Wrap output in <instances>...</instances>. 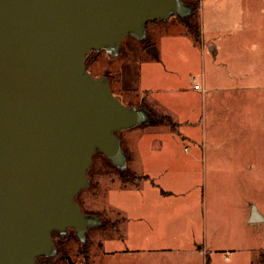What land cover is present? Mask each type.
<instances>
[{
  "label": "rangeland",
  "instance_id": "374dc122",
  "mask_svg": "<svg viewBox=\"0 0 264 264\" xmlns=\"http://www.w3.org/2000/svg\"><path fill=\"white\" fill-rule=\"evenodd\" d=\"M185 1L196 6L189 25L175 15L148 24L158 57L132 36L123 39L117 56L105 51L88 55L92 73H111L113 91L125 103H142V89L141 94L126 89L147 79L155 89L147 95L177 121L174 127L157 122L118 132L136 169L146 174L136 173L133 182L121 179L115 165L95 153L88 170L91 183L76 200L105 225L90 227L86 243L72 228L65 236L53 232L58 252L37 264H208L207 258L209 264H264V222L249 224L244 216L248 201L264 213V174L256 168L244 179L202 174L196 159L201 106L194 86H237L246 110L234 121L264 123V0ZM128 44L153 64L135 59L139 55ZM215 44L219 52L214 55L210 48ZM118 69L127 72L126 84L119 83ZM228 158L217 156L220 171Z\"/></svg>",
  "mask_w": 264,
  "mask_h": 264
},
{
  "label": "water",
  "instance_id": "95a60500",
  "mask_svg": "<svg viewBox=\"0 0 264 264\" xmlns=\"http://www.w3.org/2000/svg\"><path fill=\"white\" fill-rule=\"evenodd\" d=\"M185 0H0V264H36L57 254L54 231L104 225L76 196L90 185L96 152L124 173L118 132L158 122L145 104L125 103L109 77L94 75L92 51L121 53L147 24L179 17ZM210 50L216 54L215 45ZM147 51L158 57L155 45ZM255 219H252L254 222Z\"/></svg>",
  "mask_w": 264,
  "mask_h": 264
},
{
  "label": "crops",
  "instance_id": "0c3cea01",
  "mask_svg": "<svg viewBox=\"0 0 264 264\" xmlns=\"http://www.w3.org/2000/svg\"><path fill=\"white\" fill-rule=\"evenodd\" d=\"M135 45L138 46V43H135ZM137 46L135 47L132 44H128L125 47L129 50L136 51L139 57L136 56L135 59H139L143 64L147 66L153 64L147 55L141 53V49L137 48ZM217 47L218 45L215 44L216 54L219 52ZM111 71L113 70H109V72ZM118 72L119 83H122V85L126 84L127 72L124 71V69L123 71L118 69ZM107 74L110 75L111 73ZM203 76L205 75L203 74ZM203 80L205 81V79ZM217 87L219 88L216 89L215 87L208 86L207 82H204L201 85V88L195 87L198 94L196 100L201 106L199 121L202 128L201 136L197 135L201 141H199V147L201 148L198 150L196 149V159L202 162V174L204 176L210 174L212 177L238 174L240 175V179H244L246 178L245 175L247 174V171L250 174L251 170L254 168L260 169V174H264V123H261L260 125H256V123L251 124L247 123V120L245 119L240 120V122H235L233 117L238 113H243V116L245 117L246 109L242 107V97L244 95L240 96L235 93L234 89L237 86L231 87L228 85H221ZM125 88L126 87H124V89ZM141 89L143 94L139 92ZM126 90L140 93L142 101L145 100L149 106L152 105L161 108L158 102L151 100L147 95V92L155 91V89L150 86L147 79L138 80L135 85ZM162 110L167 114L166 110ZM188 113L189 112H187V114ZM173 121L176 122L177 120L174 119ZM192 128L193 127H190L188 130L189 135H194ZM235 131L239 137L234 136L233 132ZM253 131H257L256 136H253ZM127 148L130 151L129 165L133 171L135 173H141V175H146L144 172H139V169H136L134 165V157L129 145ZM220 155L229 156V163L223 165L224 169L222 171L219 169L220 164L218 162L219 159H217V156ZM236 155L242 160L241 163H237ZM250 155H252V157H250ZM248 156L249 158L247 159ZM161 194L163 193H160V196ZM245 210L246 212L244 213V216L246 223L253 224L264 222V213L257 203L248 201ZM252 219H255V221L252 222Z\"/></svg>",
  "mask_w": 264,
  "mask_h": 264
},
{
  "label": "flooded vegetation",
  "instance_id": "af4514ba",
  "mask_svg": "<svg viewBox=\"0 0 264 264\" xmlns=\"http://www.w3.org/2000/svg\"><path fill=\"white\" fill-rule=\"evenodd\" d=\"M149 24V23H148ZM148 24H147V31H148V33H149V37H150V41L149 42H145L146 44H147V47H149L150 45H152L153 44V42H152V39H151V36H150V34H151V32H150V28H149V26H148ZM87 64H88V61H87ZM88 66H89V64H88ZM121 138V137H120ZM122 145H123V148L125 149V151H126V154H127V159H128V164H127V168L125 169V171H124V173H120L119 172V170H118V168L116 167V169H117V171H118V173H119V175H120V177H121V179H127V178H131L132 177V175H135L136 173L133 171V169L131 168V166L129 165V159H130V151H129V149L127 148V146H125L124 145V140H122ZM99 152V151H98ZM97 153V152H96ZM103 154V153H102ZM104 155V154H103ZM105 156V155H104ZM106 157V156H105ZM107 158V157H106ZM128 174V176H126ZM89 213H92V212H89ZM93 214H97V213H93ZM99 215V214H98ZM101 217V216H100ZM104 225H105V223H104ZM104 225H102V226H104ZM97 226V225H96ZM98 226H100V225H98ZM92 227V226H91ZM90 228V227H89ZM54 232H57V233H59L60 234V232L59 231H54ZM61 235V234H60ZM79 238V237H78ZM83 242V241H82ZM86 242H87V240H86ZM86 242H83V243H86ZM40 258V257H39ZM38 258V259H39ZM43 258L44 259H46V260H49L51 257H45V256H43ZM38 261V260H37ZM36 264H37V262H36Z\"/></svg>",
  "mask_w": 264,
  "mask_h": 264
},
{
  "label": "trees",
  "instance_id": "16d2710c",
  "mask_svg": "<svg viewBox=\"0 0 264 264\" xmlns=\"http://www.w3.org/2000/svg\"><path fill=\"white\" fill-rule=\"evenodd\" d=\"M189 28H191V29L194 28V25L189 26ZM194 32L196 33V35H198L197 34V32H198L197 29H194ZM142 43H144L145 48H147V44L144 41H142ZM87 61H89V59H87ZM88 64H89V62H88ZM106 75L110 79V75L109 74H106ZM141 104H145V105L149 106L148 103L145 100H143ZM154 114H155V117L158 120V122H161V123H164V124H171L173 127L176 125V122H173V119H172V117L169 114H166V115L161 116V117L158 114H156L155 112H154ZM126 176H128V174ZM131 180H132V182L134 180H137L135 178V175H132ZM40 259H43V257H40L39 259H37L38 260L37 262H39ZM207 262L209 264V258H207Z\"/></svg>",
  "mask_w": 264,
  "mask_h": 264
},
{
  "label": "built area",
  "instance_id": "2783aa9c",
  "mask_svg": "<svg viewBox=\"0 0 264 264\" xmlns=\"http://www.w3.org/2000/svg\"><path fill=\"white\" fill-rule=\"evenodd\" d=\"M195 87H196V88H201V84H200V83H196V84H195Z\"/></svg>",
  "mask_w": 264,
  "mask_h": 264
}]
</instances>
